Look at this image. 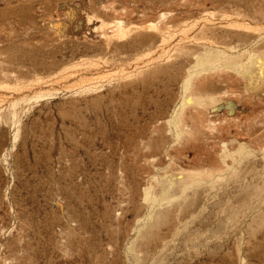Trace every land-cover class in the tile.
Instances as JSON below:
<instances>
[{
	"label": "rangeland",
	"instance_id": "1",
	"mask_svg": "<svg viewBox=\"0 0 264 264\" xmlns=\"http://www.w3.org/2000/svg\"><path fill=\"white\" fill-rule=\"evenodd\" d=\"M0 264H264V0H0Z\"/></svg>",
	"mask_w": 264,
	"mask_h": 264
},
{
	"label": "bare ground",
	"instance_id": "2",
	"mask_svg": "<svg viewBox=\"0 0 264 264\" xmlns=\"http://www.w3.org/2000/svg\"><path fill=\"white\" fill-rule=\"evenodd\" d=\"M87 18H88V17H87ZM78 20H79V19H78ZM82 21H83V20H81V23H82ZM82 24H83V23H82ZM78 25H79V24H78ZM84 25H85V24H84ZM84 25H83V26H84ZM85 26H86V25H85ZM85 26H84V27H85ZM84 30H85V29H84ZM85 33H86V32H85Z\"/></svg>",
	"mask_w": 264,
	"mask_h": 264
},
{
	"label": "water",
	"instance_id": "3",
	"mask_svg": "<svg viewBox=\"0 0 264 264\" xmlns=\"http://www.w3.org/2000/svg\"><path fill=\"white\" fill-rule=\"evenodd\" d=\"M60 204V203H59Z\"/></svg>",
	"mask_w": 264,
	"mask_h": 264
}]
</instances>
